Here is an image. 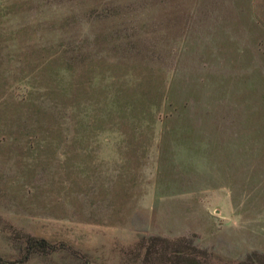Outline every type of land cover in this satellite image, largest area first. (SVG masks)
Masks as SVG:
<instances>
[{
  "label": "rangeland",
  "instance_id": "374dc122",
  "mask_svg": "<svg viewBox=\"0 0 264 264\" xmlns=\"http://www.w3.org/2000/svg\"><path fill=\"white\" fill-rule=\"evenodd\" d=\"M152 236L264 264V0H0V257Z\"/></svg>",
  "mask_w": 264,
  "mask_h": 264
},
{
  "label": "trees",
  "instance_id": "16d2710c",
  "mask_svg": "<svg viewBox=\"0 0 264 264\" xmlns=\"http://www.w3.org/2000/svg\"><path fill=\"white\" fill-rule=\"evenodd\" d=\"M180 241L186 240L184 237L172 241L164 237L152 236L143 245V249L141 247L143 251L139 264H208L205 257L181 245ZM56 250V245L45 238L29 236L22 240L21 257L17 259V263L27 261L32 255H51ZM0 264H8V261L0 257Z\"/></svg>",
  "mask_w": 264,
  "mask_h": 264
}]
</instances>
